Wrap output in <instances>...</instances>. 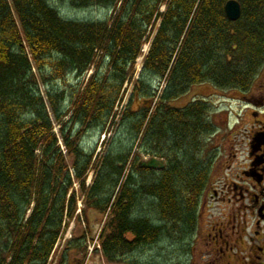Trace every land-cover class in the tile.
I'll list each match as a JSON object with an SVG mask.
<instances>
[{"label":"trees","instance_id":"obj_1","mask_svg":"<svg viewBox=\"0 0 264 264\" xmlns=\"http://www.w3.org/2000/svg\"><path fill=\"white\" fill-rule=\"evenodd\" d=\"M59 1L111 15L69 20L50 0H0V264H49L67 219L80 226L59 264H86L91 214L101 216L98 242L112 263L191 233L207 180L193 150L212 127L209 105L207 97L172 102L202 85L246 87L264 59V0H239L237 21L226 14L230 0ZM126 83L134 89L119 111ZM115 118L126 125L128 145L97 161L82 139ZM141 156L167 166L144 167ZM82 250L83 259H68Z\"/></svg>","mask_w":264,"mask_h":264},{"label":"flooded vegetation","instance_id":"obj_2","mask_svg":"<svg viewBox=\"0 0 264 264\" xmlns=\"http://www.w3.org/2000/svg\"><path fill=\"white\" fill-rule=\"evenodd\" d=\"M222 95L221 130L212 115L213 130L194 146L205 148L207 180L195 211L191 264H264V59L248 86Z\"/></svg>","mask_w":264,"mask_h":264},{"label":"rangeland","instance_id":"obj_3","mask_svg":"<svg viewBox=\"0 0 264 264\" xmlns=\"http://www.w3.org/2000/svg\"><path fill=\"white\" fill-rule=\"evenodd\" d=\"M51 4L58 8L61 12V15L69 20H77V21H83V20H105L107 17L111 15V12L107 9H100V8H89L86 10H80V9H72L70 7L69 2H61L57 0H50ZM149 44V43H147ZM145 47V45H144ZM101 58L98 59L100 62ZM143 64L144 61L140 63V60H137L136 64V76L135 80H137L143 70ZM96 69L92 68L85 76V79H88L90 75L94 73ZM69 81H72L74 84L76 83L73 76H70L68 79ZM147 81V80H146ZM148 82V81H147ZM149 83V82H148ZM153 83V89L157 86V81L151 82ZM165 84L160 87L161 91L164 90ZM194 87V86H193ZM192 87V88H193ZM44 90V88L42 87ZM126 91L123 95V99L121 101V104L117 106V109L119 111L126 108L127 102L131 96L132 90L134 89V83L125 85L124 88ZM192 89H190L191 91ZM188 92L185 96L180 98L178 101L172 102V105H177L179 107L186 106L192 98H198V97H208V99L212 102V104H209V111H211L214 115L213 122L215 126H218L217 129H220V126L223 124V114H219L220 110L223 108V105L221 104V92L214 89L211 85H202L197 87L196 89H193L191 92ZM221 96V97H220ZM176 102V103H175ZM134 109L138 108L139 103L136 102ZM209 112V119L210 113ZM121 116V115H120ZM122 117V116H121ZM69 119L66 118L65 121H68ZM55 131H58V125L55 124ZM216 130V129H215ZM221 132V131H220ZM224 132V130L222 131ZM221 135V134H219ZM128 132L126 125H124L121 120L118 118H115L110 121L107 130L104 133H100L99 131H92L87 136H85L82 139V145L86 149H95V156H98V159L102 158V156L106 155V152L110 149L118 150L119 147L124 143L128 145L126 142L128 141ZM80 141H78L79 143ZM63 144V143H62ZM65 146L63 145V149ZM139 150L137 151V153ZM193 156H194V163L196 164H204L206 153L205 148L199 150H193ZM205 155V156H204ZM93 159V160H94ZM144 157L141 156V160H143ZM68 162L70 163V159H68ZM167 162V161H166ZM93 170V169H92ZM90 170L89 172H91ZM92 184V183H91ZM76 188L79 187V184L77 183ZM81 193V192H80ZM82 195V194H81ZM80 204V197L78 200V209L80 208V215L82 214V210L84 209L83 203L81 206ZM209 206H207L208 208ZM78 209L76 211L75 216L78 214ZM145 212L151 220L157 219L158 215L152 211V209H148ZM215 212V209H212L210 211ZM208 214V212L206 213ZM80 215H77L78 217ZM81 217V216H80ZM82 218L84 221V216L82 215ZM101 216L98 214H91V220L93 224V228L98 227L96 225H99ZM207 218L205 217V222ZM66 222L68 223V226L66 227L64 234L62 235V238L58 241L57 246L54 249V253L50 259L49 264H59L61 262V259L63 255L68 252L67 246L70 242V240H73L74 235L79 230V221L78 219L69 220L67 219ZM101 225V224H100ZM72 227L71 235H69V230ZM97 229V228H96ZM96 231V230H95ZM191 236L192 233H184V234H174L173 237H165L161 239V241L158 244H155L152 247H148L146 249H143L139 251L138 253H134L133 255L129 256L128 261H117V262H109L103 255L102 252H96V249H94V243L89 241L90 235L87 239V241L84 242V249L87 252L88 257V264H191L192 256L190 254V245H191ZM185 246V252L182 253L180 250H182V247ZM68 259L71 261L80 257V259H83L85 257L83 250L82 251H71L68 254ZM87 260V259H86Z\"/></svg>","mask_w":264,"mask_h":264},{"label":"water","instance_id":"obj_4","mask_svg":"<svg viewBox=\"0 0 264 264\" xmlns=\"http://www.w3.org/2000/svg\"><path fill=\"white\" fill-rule=\"evenodd\" d=\"M226 14L228 18L232 21H237L240 19L242 14L241 4L238 0H230L225 6ZM142 165L144 167L156 170H163L166 168L165 161L157 157H152L148 161H143Z\"/></svg>","mask_w":264,"mask_h":264}]
</instances>
